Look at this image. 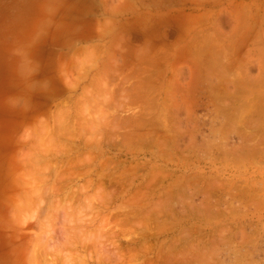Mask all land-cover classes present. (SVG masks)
Here are the masks:
<instances>
[{"label": "rangeland", "instance_id": "374dc122", "mask_svg": "<svg viewBox=\"0 0 264 264\" xmlns=\"http://www.w3.org/2000/svg\"><path fill=\"white\" fill-rule=\"evenodd\" d=\"M147 111L149 129L174 119L170 152L162 128L136 136ZM67 171L82 179L63 184ZM32 248L34 264H264V0H0V264H28Z\"/></svg>", "mask_w": 264, "mask_h": 264}, {"label": "bare ground", "instance_id": "6f19581e", "mask_svg": "<svg viewBox=\"0 0 264 264\" xmlns=\"http://www.w3.org/2000/svg\"><path fill=\"white\" fill-rule=\"evenodd\" d=\"M244 14H245V13H244ZM252 29H253V28H252ZM250 32H251V31H250ZM208 46H209V45H208ZM189 48H190V47H189ZM91 52H92V51H91ZM89 53H90V52H89ZM92 54H93V52H92ZM93 55H94V54H93ZM188 56H189V55H188ZM77 62H78V61H77ZM78 63H79V62H78ZM142 64H143V63H142ZM81 65H82V63H81ZM64 66H65V65H64ZM65 67H66V66H65ZM156 67H157V66H156ZM161 68H162V67H161ZM79 69H80V68H79ZM79 69H78V70H79ZM116 69H117V68H116ZM158 69H159V68H158ZM220 69H221V68H220ZM61 71H62V70H61ZM221 71H223V69H222ZM65 72H66V71H65ZM225 72H226V71H225ZM227 72H228V71H227ZM205 73H206V72H205ZM63 74L65 75L66 73L63 72ZM83 74H84V72H83ZM83 74H82V75H83ZM220 74H222V73H220ZM228 74H229V73H228ZM86 75H87V74H86ZM225 75H226V74H224V72H223V76H225ZM135 76H136V75H135ZM221 76H222V75H221ZM228 76H229V75H228ZM132 77H133V75H132ZM226 77H227V75H226ZM66 78H67V77H66ZM84 78H85V77H84ZM106 78H107V77H106ZM222 78H223V77H222ZM148 79H150V78H148ZM67 80H68V79H67ZM82 80H83V79H82ZM98 80H99V79H98ZM107 80H108V78H107ZM131 80H132V79H131ZM96 81H97V80H96ZM127 81H128V80H127ZM127 81H126V82H127ZM146 81H147V80H146ZM149 81H150V80H149ZM68 82H69V81H68ZM147 82H148V81H147ZM262 82H263V81H262ZM262 82H261V83H262ZM108 83H109V82H108ZM108 83H107V84H108ZM120 83H121V82H120ZM94 84H95V83H94ZM124 84H125V83H124ZM127 84H128V82H127ZM262 84H263V83H262ZM108 85H109V84H108ZM108 85H107V86H108ZM125 85H126V84H125ZM153 85H154V84H153ZM71 86H73V85H71ZM149 86L151 87V85H149ZM254 86H255V85H254ZM262 86H263V85H262ZM69 87H70V86H69ZM104 87H105V86H104ZM108 87H109V86H108ZM120 87H121V86H120ZM152 87H154V86H152ZM152 87H151V88H152ZM132 88H133V87H132ZM151 88L149 89V91L152 90ZM158 88H159V87H158ZM102 89H103V88H102ZM106 89H107V87H106ZM142 89H143V88H142ZM153 90H154V89H153ZM105 91H106V90H103V92H105ZM129 91H130V90H129ZM145 91H148V90H146V88H145ZM145 91H144V92H145ZM149 91H148V92H149ZM159 91H160V90H159ZM84 92H85V91H84ZM88 92H89V91H88ZM88 92H85V94H87ZM90 92H91V91H90ZM141 92H143V91L141 90ZM155 92H156V91H155ZM126 93H127V92H126ZM85 94H84V95H85ZM140 94H141V93H140ZM142 94H143V93H142ZM154 94H155V93H154ZM116 95H117V94H116ZM86 96H87V95H86ZM89 96H90V93H89ZM89 96H88V97H89ZM100 96H101V95H100ZM152 96H153V95H152ZM104 98H105V97H104ZM128 98H129V97H128ZM134 98H136V97H134ZM86 99H88V98H86ZM90 99H91V97H90ZM102 99H103V98H102ZM115 99H116V98H115ZM143 99H144V98H143ZM153 99H154V101L156 100L155 98H153ZM153 99H152V100H153ZM91 100H92V99H91ZM96 100L98 101V99H96ZM103 100H105V99H103ZM107 100H108V97H107ZM129 100H130V99H129ZM152 100H151V101H152ZM108 101H109V100H108ZM151 101L149 100L150 103H151ZM157 101H158V98H157ZM78 102H79V101H78ZM80 102H81V101H80ZM105 102H106V100L104 101V103H105ZM70 103H71V102H70ZM106 103H107V102H106ZM153 103H154V102H152V104H153ZM147 104H148V103H147ZM162 104L165 106V104H166V100H165L164 102H162ZM82 105H83V104H82ZM100 105H101V104H100ZM104 105H105V104H104ZM145 105H146V103H145ZM80 106H81V105H80ZM156 106H157V105H156ZM160 106H161V105H160ZM67 107L69 108L70 106H67ZM87 107H88V106H87ZM92 107H93V106H92ZM102 107H103V106H101V108H102ZM106 107H107V106H106ZM145 107H146V106H145ZM149 107H150V104H149ZM168 107H169V106H168ZM78 108H79V107H78ZM83 108H84V107H83ZM85 108H86V104H85ZM101 108H100V111H101ZM153 108H155V105H154ZM156 108H157V107H156ZM156 108H155V110H156ZM69 109H70V108H69ZM94 109H95V107H94ZM79 110H81V109H79ZM143 110H144V109H143ZM145 110H146V108H145ZM84 111H85V109H84ZM162 111H163V109H162ZM64 112H65V110H64ZM69 112H71V110L68 111V113H69ZM115 112H116V111H115ZM139 112H140V111H139ZM142 112H143V111H142ZM164 112H165V111H163V113H164ZM167 112H169V111L167 110ZM167 112H165V113H167ZM62 113H63V112H62ZM144 113H146V112H144ZM153 113H154V112H153ZM163 113H161V114L163 115ZM174 113H175V112H174ZM70 114H71V113H69V115H70ZM79 114H80V113H79ZM134 114H136V113H134ZM58 115H59V114H58ZM63 115H64V114H63ZM67 115H68V114H67ZM77 115H78V113H77ZM138 115H139V113H138ZM149 115H150V114H149L148 111H147V113L144 114L143 116H139V119H140V120H139V121L137 120V121H138V124L140 125V127H139L140 129H139V128H138L139 130L136 129L135 131H136L137 134L134 132V133H132V135H133V134H136V136H137V135L139 134L138 136L141 137L142 139L144 138V139L150 141L151 139H153V136L156 135V134L158 133V132H157V129H158V128H159V129L162 128V130H163V129L165 130L166 128L169 129V130H171L170 128H173V127H172V124L175 122L174 119H171V117L168 118V116H167L168 119H167V118L164 119V118H165L164 115H163V117H162V115H161L162 118H161V121H159V122L161 123V125H160L158 128H157V127H156V128L153 127L154 129H149V128L147 127V125H150V124H151V121H149ZM170 115H171V113H170ZM172 115H173V114H172ZM79 116H81V115H79ZM60 117H61V116H60ZM63 117H65V116H63ZM68 117H69V116H68ZM92 117H93V116H92ZM97 117H99V116H97ZM119 117H120V116H119ZM132 117H133V116H132ZM141 117H143L142 120H141ZM77 118H78V117H77ZM80 118H81V117H80ZM94 118H95V119H98V118H96L95 116H94ZM137 118H138V117H137ZM145 118H147V119H145ZM156 118H157V117H156ZM156 118H155V119H156ZM159 118H160V115H159ZM234 118H235V115H234ZM59 119H60V118H59ZM81 119H82V118H81ZM88 119L90 120L89 117H88ZM131 119H132V118H131ZM155 119H154V120H155ZM157 119H158V118H157ZM162 119H163V120H162ZM169 119H170L171 121L173 120L174 122L169 121L171 124H168L169 122H167V120H169ZM64 120H65V118H64ZM66 120H67V119H66ZM79 120H80V119H79ZM129 120H130V119H129ZM154 120H153V121H154ZM159 120H160V119H159ZM164 120H165V121H164ZM175 120H176V119H175ZM97 121H98V120H97ZM101 121H102V120H101ZM148 121H149L150 124L147 123ZM163 121H164L165 123L168 124V126H166V125L164 124V125H165V126H164L165 128H163V126H162V125H163V123H162ZM66 122H67V121H66ZM83 122H84V121H83ZM83 122H82V123H83ZM90 122H91V121H90ZM99 122H100V121H99ZM99 122H98V123H99ZM135 122H136V120H135ZM159 122H157V124H158ZM62 123H63V122H62ZM82 123H80V124L84 126L85 123H84V124H82ZM96 123H97V122H96ZM101 123H102V122H101ZM122 123H123V121H122ZM152 123H153V122H152ZM230 123H231V122H230ZM91 124H92V123H91ZM99 124H100V123H99ZM115 124H117V121H115ZM115 124H114V125H115ZM128 124H129V122H128ZM76 125H79V124H76ZM114 125H113V127H114ZM121 125H123V124H121ZM121 125H120V126H121ZM135 125H137V122H136ZM135 125H134V128H136ZM158 125H159V124H158ZM169 125H170L171 127H170ZM69 126L71 127V126H72V123H69ZM85 126H86V128H88L87 125H85ZM101 126H102V125H101ZM107 126H108V125H107ZM115 126H116V125H115ZM123 126H124V125H123ZM125 126H126V125H125ZM154 126H155V125H154ZM161 126H162V127H161ZM66 127H67V126H66ZM70 127L66 128V130H67V129L69 130ZM76 127H78V126H76ZM146 127H147L148 129H147ZM168 127H169V128H168ZM57 128H58V127H57ZM78 128H79V127H78ZM91 128H94V125H93V127H91ZM91 128H90V129H91ZM95 128H96V127H95ZM102 128L104 129V126H102ZM102 128H101V129H102ZM110 128H111V126H110ZM117 128H118V127H117ZM117 128H115V129H117ZM150 128H151V127H150ZM84 129H85V128H84ZM88 129H89V128H88ZM88 129H85V130L87 131ZM56 130H57V129H56ZM68 130H67V132H68ZM70 130H71V129H70ZM70 130H69V133H70ZM85 130H84V133L87 134V132H86ZM94 130H95V129H93V132H94ZM106 130H107V129H106ZM108 130H110V134L113 133L114 131H116V130H112V129H108ZM108 130H107V131H108ZM111 130H112V131H111ZM118 130H120V128H119ZM121 130H122V129H121ZM155 130H156L157 133L155 132ZM164 130H163V132L160 130V131L162 132V133H161V136H163V137L160 138V137H161V136H160V137H159V138H160L159 140H162L164 137L168 138L169 135H170V133L173 134L172 131L175 130V129H172L171 131H168V130H167L168 132H170V133H168V134H169L168 136H165V135H167V133H165L166 131L164 132ZM61 131H62V130H61ZM61 131H60V132H61ZM79 131H80V130H77V135H78V132H79ZM82 131H83V130H82ZM82 131H81V132H82ZM90 131H91V130H90ZM95 131H96V130H95ZM102 131H103V130H102ZM124 131H125V130H124ZM160 131H159V132H160ZM64 132H65V131L63 130V132H61V133L63 134ZM72 132H75V131H72ZM104 132H105V131H104ZM117 132H118V131H117ZM154 132H155L156 134H154ZM53 133H54V132H53ZM55 133H56V132H55ZM69 133H68L67 136L70 137V135L73 134V133H71L70 135H69ZM75 133H76V132H75ZM79 133H80V132H79ZM101 133H102L101 135L104 136L103 132H101ZM164 133H165V134H164ZM64 134H66V133H64ZM81 134H82V133H81ZM110 134H109V135H110ZM153 134H154V135H153ZM162 134H164V135H162ZM174 134H175V133H174ZM174 134H173V135H174ZM44 135H45V133H44ZM74 135H75V134H74ZM77 135H76V136H77ZM96 135H98V133H97ZM107 135H108V134H107ZM111 135H112V134H111ZM120 135H121V134H120ZM123 135H124V134H123ZM128 135L130 136V134H128ZM128 135H127V136H128ZM251 135H252V134H251ZM52 136H53V135H52ZM59 136L62 137V135H59ZM65 136H66V135H65ZM65 136H64L63 138H65ZM81 136H83V135H81ZM81 136H80V137H81ZM86 136L88 137L89 135H86ZM98 136H99V135H98ZM157 136H158V134H157ZM177 136H178V135H177ZM37 137H38V136H37ZM57 137H58V136H57ZM69 137H68L69 140H70V138H71V139H72V138L75 139V136H73V137L71 136L70 138H69ZM78 137H79V136H78ZM80 137H79V138H80ZM110 137L112 138L113 136H110ZM110 137H108V138H110ZM121 137H122V136H121ZM145 137H146V138H145ZM147 137H148L149 139H148ZM154 137H155V136H154ZM178 137H180V136H178ZM251 137H252V136H251ZM255 137H256V136H255ZM49 138H50V137H49ZM52 138H53V137H51V139H52ZM123 138H124V137H123ZM123 138H122V139H123ZM126 138H127V137H126ZM128 138L130 139V137H128ZM128 138H127V141H129ZM131 138H132V137H131ZM155 138H156V137H155ZM170 138H171L172 140H174V141H172L171 139L168 138V140H167V139H165V140L163 139L162 141H160L161 144H159L160 142L158 141V139H155V140H157V143L159 142V143H158L159 146L163 144V145H162V147L164 146V147H163V148H164L163 150L166 151V149L169 148V147H168L167 145H165V144H166L167 142L171 143V142H170V140H171V141H172V145H173V143H176V140H177V139L175 140L174 136H173V138L170 136ZM176 138H177V137H176ZM65 139H67V138H65ZM87 139H88V138H87ZM99 139H100V138L98 137V139H96V140H98V141H103V138H101L100 140H99ZM133 139H134V138H133ZM133 139H132V140H133ZM142 139H140V140H142ZM37 140H38V139H37ZM56 140H58V139H56ZM72 140H73V139H72ZM72 140H71V141H72ZM80 140H81V139H80ZM90 140H91V139H90ZM107 140H108V139H107ZM130 140H131V139H130ZM146 140H145V142H144V141H140L139 143H140V144H141L142 142L146 143V142H147ZM153 140H154V139H153ZM51 141L54 143L53 140H51ZM121 141H123V140H121ZM164 141H167V142H164ZM178 141H179V140H178ZM45 142H46V141H45ZM55 142H56V141H55ZM73 142H74V141H73ZM80 142H81V141H80ZM86 142H89V143H90V141H88V140H87ZM106 142H108V141H106ZM130 142H132V141H130ZM135 142L138 143V141H135ZM151 142H153V141L151 140ZM151 142H148L149 145H150ZM163 142H164V143H163ZM111 143H112V142H111ZM126 143H128V142H126ZM126 143H125V144H126ZM133 143H134V142H133ZM154 143H155V142H154ZM64 144H65V143H64ZM86 144H88V143H86ZM97 144H99V143H98V142H95L94 144L91 145V147H92L93 145L98 146ZM100 144H101V142H100ZM131 144H132V143H131ZM142 144H143V143H142ZM142 144H141V145H142ZM155 144H156V143H155ZM155 144H154V147H155ZM33 145H35V144H33ZM42 145H43V144H42ZM46 145H47V143H46ZM49 145H50V144H49ZM57 145H58V143H57ZM57 145H56V146H57ZM61 145H62V144H61ZM107 145H108V144H107ZM122 145H123V144H122ZM143 145H144V144H143ZM149 145H148V147H149ZM151 145H152V144H151ZM151 145H150V146H151ZM170 145H171V144H170ZM175 145H176V144H175ZM36 146H37V145H36ZM53 146H54V145H53ZM56 146H55V147H56ZM63 146H65V149H64V150H66V152H67V151L70 152L69 150H72V149L76 151V149L73 148V145H72V147H70V144H68V149H66V148H67V145H66V144L63 145ZM87 146H88V145H87ZM87 146H86V147H87ZM100 146H102V144H101ZM100 146H99V147H100ZM128 146H129V145H128ZM165 146H167V148H166ZM51 147H52V146H51ZM58 147H59V146H58ZM58 147H57V148H58ZM69 147H70V148H69ZM88 147H89V146H88ZM109 147H110V146H109ZM132 147H133V146H132ZM135 147H136V146H135ZM140 147H141V146H140ZM162 147H161V148H162ZM178 147H179V146H178ZM32 148H33V147H32ZM36 148H37V147H36ZM39 148H40V146H39ZM43 148H44V147H43ZM61 148H62V147H61ZM63 148H64V147H63ZM63 148H62V150H63ZM71 148H72V149H71ZM79 148H80V147H79ZM89 148H90V147H89ZM156 148H158V145H157ZM159 148H160V147H159ZM159 148H158V149H159ZM165 148H166V149H165ZM47 149H48V148H47ZM52 149H53V147H52ZM80 149H81V148H80ZM92 149H93V147H92ZM97 149H98V148H97ZM142 149H143V148H142ZM147 149H148V148H147ZM48 150H49V149H48ZM73 150H72L71 152H73ZM77 150H78V149H77ZM95 150H96V149H95ZM95 150H94V151H95ZM161 150H162V149H161ZM167 150H168V149H167ZM169 150H170V148H169ZM169 150H168V151H169ZM90 151H91V150H90ZM54 152H56V151H54ZM96 152H97V151H96ZM98 152H99V151H98ZM98 152H97V153H98ZM169 152H170V151H169ZM46 153H47V152H46ZM74 153H75V152H74ZM88 153H89V152H88ZM163 153H164V152H163ZM182 153H183V152H182ZM27 154H28V153H27ZM29 154H30V153H29ZM56 154H57V152H56ZM69 154H70V153H69ZM89 154L91 155V157H89V159H88V158L83 159V161H84V160H85V161H84V162H83V161H82V162L79 161V163H77V162L75 161L76 163H74L75 165H74L73 167H72V164H71V163H72V162H71L72 158L69 159L68 162H69V163L71 162V163H70V165H69V163L67 164V165H68V166H67V167H68L67 169H70V167L73 168V169H76V168H75V167H76V164H77V167L81 166V165H80V162H81V164L83 165V167H85V165H86L89 161L93 160V158H94V157L92 158V156H94V155H92V154H93L92 151H91ZM165 154H166V153H164V155H165ZM49 155H50V154H49ZM87 155H88V154H87ZM90 155H89V156H90ZM95 155H96V154H95ZM160 155H163V154H160ZM26 156H28V155H26ZM35 156L37 157L38 155H35ZM45 156H46V155H45ZM45 156H44V157H45ZM50 156H51V155H50ZM64 156H65V155H64ZM78 156H79V155H78ZM96 156H97L96 159H98L99 154L96 155ZM96 156H95V157H96ZM165 156H166V155H165ZM165 156H164V157H165ZM46 157H47V156H46ZM76 157H77V156H76ZM84 157H86V156H84ZM160 157H161V156H160ZM27 158H28V157H27ZM31 158H32V155H31ZM40 158H41V157H40ZM40 158H39V159H40ZM47 158H48V157H47ZM78 158H79V157H77L76 159L78 160ZM23 159H24V158H23ZM25 159H26V157H25ZM37 159H38V158H37ZM41 159H42V158H41ZM96 159L94 158V160H96ZM29 160H30V159H29ZM29 160H27V161H29ZM32 160H33V158H32ZM35 160H36V159H35ZM35 160H33V161H35ZM73 160H74V158H73ZM81 160H82V159H81ZM86 160H87V161H86ZM88 160H89V161H88ZM94 160H93L92 162H89L88 164L93 163V162H96V161H94ZM36 161H37V160H36ZM38 161H40V160H38ZM38 161H37V162H38ZM107 161L110 162V158H109V160H107ZM107 161H106V162H107ZM37 162H36V163H37ZM41 162H43V159L41 160ZM46 162H47V161H46ZM63 162H64V161H62V163H63ZM86 162H87V163H86ZM24 163H25V164H24L25 167L28 166V165H27L28 162H27V164H26V162H24ZM47 163L49 164V162H47ZM47 163H46V164H47ZM56 163H57V162H56ZM103 163H104V162H102V165H101L102 168H103ZM111 163H112V162H111ZM111 163H110V164H111ZM18 164H20V163H18ZM50 164H51V163H50ZM63 164H64V163H63ZM78 164H79V165H78ZM84 164H85V165H84ZM106 164H108V162H107ZM106 164L104 165V167L106 166L105 168H107V166H109V167L111 166L110 164H108V165H106ZM56 165H57V164H56ZM56 165H55V167H53V168H56ZM52 166H53V164H52ZM52 166H51V167H52ZM63 166H64V165H63ZM63 166H61L60 169H62ZM46 167H48V166H46ZM49 167H50V166H49ZM49 167H48V169H50V170H49V173H50V171H52L53 169L51 170V167H50V168H49ZM79 168H81V167H79ZM27 169H28V172H29V170H30L31 168H27ZM45 169H46V168H45ZM73 169H72V170H73ZM38 170H39V169H38ZM43 170H44V169H43ZM70 170H71V169H70ZM73 171H74V170H73ZM73 171H71V172H73ZM105 171H106V170H105ZM36 172H37V171H36ZM36 172H35V173H36ZM39 172H40V171H39ZM39 172H37V173L40 174V175H41V173L43 174V172H40V173H39ZM59 172H60V170H59ZM75 172H76V171H75ZM88 172H90V171H88ZM103 172H104V171H103ZM29 173H30V172H29ZM37 173H36V174H37ZM46 173H47V171H46ZM90 173H91V172H90ZM21 174H22V173H21ZM21 174H20V175H21ZM23 174H24V173H23ZM33 174H34V173H33ZM62 174H63V175H62ZM62 174H61V173H58V172H56V173L54 174L55 176H56V175H57V176H58V175H60V176L62 175V177L64 178V179L62 180V183H63L64 180L67 181L68 178H70V180H71V179H75V177H76V176L78 177V175H79V174H78V175L76 174V175L72 178L71 175H69V174H71V173H69V171L64 172V173H62ZM73 174H74V173H73ZM83 174H84V173H82V175H83ZM86 174H87V172H86ZM86 174H84V175H86ZM88 174H89V173H88ZM101 174H102V172H101ZM157 174H158V173H157ZM159 174L161 175V173H159ZM159 174H158V175H159ZM25 175L28 176L29 174H25ZM40 175H37V176H40ZM102 175H103V174H102ZM102 175H100V176H102ZM107 175H108V174H106V178H108ZM121 175H122V174H121ZM32 176H36V175H29V178H27L28 180L25 179V180H27L28 182H30L31 185L33 184V181H32L31 179H32V178L34 179V177H32ZM55 176H54V177H55ZM80 176H81V175H79V177H80ZM109 176H110V175H109ZM154 176H155V175H154ZM154 176H153V177H154ZM156 176H157V175H156ZM51 177H52V179H54V178H53V175H52ZM62 177H60V178L62 179ZM79 177H78V178H79ZM81 177H82V176H81ZM81 177H80V179H82ZM84 177H85V176H84ZM103 177H104V176H102V178H103ZM151 177H152V176H151ZM158 177H159V176H158ZM60 178H59V182H61ZM98 178H99V177H98ZM104 178H105V177H104ZM44 179H45V178H44ZM50 179H51V178L49 177V180H50ZM55 179H58V177H57V178L55 177ZM80 179H79V180H80ZM120 179H121V178H120ZM152 179H153V178H152ZM154 179H157V177H155ZM163 179H164V177H163ZM29 180H30V181H29ZM70 180H68V181H70ZM198 180H199V179H198ZM37 181H39V182L41 181V183H43L42 181H44L45 183H43V185H45V184L48 183V181H47L46 179H45V180H43V179L41 180V179H40V180H37ZM37 181L34 182V183L36 184ZM56 181H58V180H56ZM100 181H101V180H100ZM149 181H150V180H149ZM154 181H156V180H153V182H154ZM158 181H159V180H158ZM199 181H200V180H199ZM46 182H47V183H46ZM53 182H54V181H53ZM88 182H89V183H88ZM98 182H99V181H98ZM101 182H102V181H101ZM101 182H100V183H101ZM153 182H152V183H153ZM176 182H177V181H176ZM192 182H193V181H192ZM64 183H65V182H64ZM64 183H63V184H64ZM86 183H88V185H86V187H84V186L82 185V187H81V189H80V190H81L80 192H82V194H81V193H78V194L83 195V193L86 192L87 187L90 186V188H91V186H93V185H92L93 182H91V181H89V180H88ZM100 183H99V184H100ZM155 183H156V182H155ZM35 184H33L34 187H35V186H38L39 183L36 184V185H35ZM54 184H55V183H54ZM54 184H52V186H53ZM89 184H91V185H89ZM149 184H150V183H149ZM149 184H148V185H149ZM22 185H23V183H22ZM26 185H28V184H25V189L30 188V184H29V187H26ZM50 185H51V184H50ZM68 185H69V184H68ZM68 185L65 186V187L63 186V190H64V188L66 189V187L69 188L70 185H69V186H68ZM173 185H174V183H173ZM193 185H194V184H193ZM54 186H55V185H54ZM56 186H57V185H56ZM100 186H101V184H100ZM102 186H103V184H102ZM150 186H151V184H150ZM174 186H175V185H174ZM180 186H181V184H180ZM187 186H188V185H187ZM188 187H189V186H188ZM191 187H192V186H191ZM31 188H33V186H32ZM42 188H43V187H42ZM42 188H41V189H42ZM48 188H50V186L47 187V189H46V188H45V189H46V191H48V192H50V193H51V191H52L53 194H51V195L59 194V192H61V190H60L61 188H60V187H59L60 189L58 188V189L60 190L59 192H57L56 189H55V192H54V189H51V188L48 189ZM52 188H53V187H52ZM54 188H55V187H54ZM97 188H98V187H97ZM168 188H169V187H168ZM33 189H34V188H33ZM76 189H77V188H76ZM91 189H92V188H91ZM91 189H88V190H91ZM98 189H99V188H98ZM151 189H152V188H151ZM153 189H154V188H153ZM153 189H152V190H153ZM31 190H32V189H31ZM31 190L29 189V191H31ZM29 191H28V192H29ZM32 191H33V190H32ZM32 191L29 192L28 194H29V195L32 194V193H33ZM40 191H41V190H40ZM44 191H45V190H44ZM167 191H168V190H167ZM172 191H173V189H172ZM172 191H171V192H172ZM36 192H37V190L35 191V196H34V198L36 197L35 201L37 200V197H38L37 194H36ZM48 192H46L47 194H45V192H44L45 195L43 194V195H44V198L42 197V199H45V198H46L47 201H48V197L51 198L50 193L48 194ZM63 192H65V190H64ZM42 193H43V192H42ZM71 193H72V191H71ZM98 193H100V190L98 191ZM173 193H174V192H173ZM183 193H184V192H183ZM183 193H182V194H183ZM60 194H61V193H60ZM93 194H94V197H100L99 195H98V196H95V194H97V193H93ZM170 194H172V193H170ZM170 194H169V195H170ZM182 194H181V196H182ZM23 195H25L24 192H22L21 197H22ZM46 195H47V196H46ZM48 195H49V196H48ZM75 195H76V191H74L73 194H71V197H70V192L67 191L66 194H65V196H64L63 205H62V204H61V205H62V206L65 205V206H67L66 208H68V206H69L71 203L76 202L75 200H73V199L76 198ZM45 196H46V197H45ZM77 196H78V195H77ZM137 196H138V195H137ZM142 196H143V195H142ZM167 196H168V195H167ZM170 196H171V195H170ZM25 197H27V196L25 195ZM25 197H24V198H25ZM31 197H33V196H31ZM74 197H75V198H74ZM143 197H144V196H143ZM148 197H149V196H148ZM168 197H169V196H168ZM168 197H167V199L169 200L170 198H168ZM54 198H56V197H54ZM68 198H69V199H68ZM88 198H89V197H88ZM132 198H133V197H132ZM173 198H174V197H173ZM46 199H45V200H46ZM62 199H63V198H62ZM70 199H71V200H70ZM99 199H100V198H99ZM45 200H42V201L45 202ZM53 200H54V199H53ZM58 200H59V199H58ZM58 200H57V201H58ZM67 200H70V202H67ZM95 200H96V199H95ZM107 200H108V199H107ZM134 200H135V199H134ZM138 200H139V199H138ZM138 200H137V201H138ZM158 200H159V199H158ZM172 200H173V199H172ZM35 201H33V203H35ZM47 201H46V202H47ZM61 201H62V200H61ZM64 201L67 202V203H65ZM71 201H73V202H71ZM77 201H80V200H77ZM84 201H85V200H84ZM86 201H87V200H86ZM96 201L99 202L100 200L97 199ZM24 202H25V204L27 203L26 205H28V202L30 203V201H29V200H26V199H24ZM44 202H43V203H44ZM46 202H45V203H46ZM87 202H88V201H87ZM98 202H96V203H98ZM132 202H133V201H132ZM140 202H141V201H140ZM140 202H139V203H140ZM169 202L171 203V201H169ZM177 202H178V201H177ZM36 203H37V202H36ZM43 203L41 202L40 205H39V203H37V205L39 206V208L42 206ZM52 203H53V202H52ZM54 203H55V202H54ZM64 203H65V204H64ZM69 203H70V204H69ZM96 203H94V204H96ZM136 203H137V202H136ZM136 203H135V204H136ZM18 204L21 205L20 201H19ZM73 204H74V203H73ZM98 204H99V203H98ZM167 204H168V203H167ZM167 204H166V205H167ZM206 204H207V203H206ZM48 205H49V204H48ZM50 205H51V204H50ZM52 205H53V204H52ZM75 205H76V204H75ZM88 205H89V204L87 203V208H88V209H92L93 206H88ZM133 205H134V204H133ZM147 205H148V204H147ZM30 206H31V204H30ZM30 206L28 205V207H30ZM33 206H34V204H33ZM38 206H34V209H35V207H38ZM53 206H55V205H53ZM53 206H52V207H53ZM70 206H71V205H70ZM77 206H78V205H77ZM20 207H21V206H20ZM22 207H23V205H22ZM28 207H27V208H28ZM47 207H48V206H47ZM57 207L60 209L59 205H58ZM57 207H56V210H57ZM101 207H103V206H101ZM208 207H209V206H208ZM44 208H45V207H44ZM49 208H51V206H49ZM61 208H62V207H61ZM69 208H70V207H69ZM73 208H74V207H73ZM105 208H106V207H105ZM28 209H31V207L28 208ZM34 209H33V210H34ZM46 209H47V208H46ZM52 209H53V208H52ZM75 209H76V208H75ZM75 209H74V210H75ZM125 209H126V208H125ZM209 209H210V208H209ZM21 210H22V209H21ZM24 210H25V209H24ZM31 210H32V209H31ZM72 210H73V209H72ZM123 210H124V209H123ZM127 210H128V209H127ZM127 210H126V211H127ZM130 210H131V209H130ZM153 210H155V209H153ZM22 211H23V210H22ZM25 211H26V210H25ZM29 211H30V210H29ZM48 211H49V210H48ZM50 211H51V210H50ZM52 211H53V210H52ZM57 211H59V210H57ZM78 211H79V210H77V212H78ZM87 211H88V210H87ZM87 211H86V212H87ZM131 211H132V210H131ZM161 211H162V209H161ZM37 212H38V211H37ZM69 212H70V211H69ZM95 212H96V210H95ZM101 212H102V211H101ZM158 212H159V211H158ZM162 212H163V211H162ZM162 212H160V213L162 214ZM171 212H172V211H171ZM55 213H56V212H55ZM36 214H37V213H36ZM67 214H68V213H67ZM67 214H66V215H67ZM72 214H73V213H72ZM80 214H81V213H80ZM18 215H19V214H18ZM31 215H32V214H31ZM54 215H55V214H54ZM82 215H83V214H82ZM82 215H79V216H82ZM96 215H97V214H96ZM99 215H100V213H99ZM131 215H132V212H131ZM26 216H27V214H26ZM52 216H53V215H52ZM79 216H78V217H79ZM91 216H92V215H91ZM31 217H35V214H34V216L32 215ZM50 217H51V216H50ZM70 217H71V216H70ZM72 218H73V217H72ZM9 219H10V218H9ZM34 219H35V218H34ZM88 219H90V218H88ZM12 220H13V219L9 220V221L11 222V223H9V224H11L12 227H13V225H17V224L20 223V221H19V223H18V222L16 223V222H13ZM46 220H47V222H50V221H49V217H48V219H46ZM90 220H91V219H90ZM27 221H29V219H27V220L23 223V224H24V227H23V224L21 225V223H20V227L22 226L23 228H25V224L27 225ZM34 221H35V220H34ZM22 222H23V221H22ZM40 222H41V221H40ZM47 222H45V223L43 222V225L46 226V227H49V226H48L49 223H47ZM76 222H77V221H76ZM94 222H95V221H94ZM41 223H42V222H41ZM69 223H70V221H69ZM82 224H83V222H82ZM87 224H88V223H87ZM89 224H90V223H89ZM50 225H51V224H50ZM37 226H38V225H37ZM40 226H41V225H40ZM54 226H55V225H54ZM20 227H19V228H20ZM43 228H44V227H43ZM43 228L41 227V229H43ZM50 228H51V227H49V231H51ZM41 229H40V230H41ZM7 230H8V228H7ZM45 230H47V229L45 228V229H43V230H41V231L43 232V231H45ZM74 230H75V229H74ZM74 230H73V231H74ZM49 231H47V232H43V233L40 232V233H41L42 236H43V234H47ZM73 231H72V232H73ZM74 232H75V231H74ZM76 232H77V231H76ZM85 232H86V231H85ZM11 233H12V232H11ZM67 233H68V232H67ZM77 233H78V232H77ZM19 234H21V233L19 232ZM6 236H7V235H6ZM21 236L23 237V235H21ZM38 236H39V235H37V237H38ZM40 236H41V235H40ZM40 236H39V239H40V238L42 239V236H41V237H40ZM7 237L9 238V235H8ZM10 237H11V236H10ZM34 237H35V236H34ZM68 237H69V236H68ZM15 238H16V237H15ZM32 238H33V237H32ZM51 238H52V236H51ZM70 238H71V237H70ZM78 238H79V237H78ZM36 239H37V238H34V240H36ZM75 239H76V238H75ZM92 239H93V237H92ZM17 240H18V238L16 239V241H17ZM30 240H31V239H30ZM37 240H38V239H37ZM72 240H73V239H72ZM80 240H81V239H80ZM89 240H90V239H89ZM38 241H40V242H38V244L41 243V240H38ZM77 241H78V240H77ZM85 241H86V240H85ZM85 241H84V242H85ZM91 241H92V240H91ZM35 242H36V241H34V243H35ZM36 243H37V242H36ZM36 243L33 245L34 248H35V246H36ZM71 243H72V242H71ZM54 244H55V243H54ZM67 244H68V243H67ZM69 244H70V243H69ZM69 244H68V245H69ZM58 245H59V244H58ZM41 246H42V245L39 244L38 249H37V252H38V253H39L38 250H40L39 247H41ZM45 246H46V244H44V248H45ZM14 247H15V244L12 243L11 240H10V242H9V248H14ZM47 247H49V246H47ZM60 247H61V246H60ZM71 247H72V246H71ZM71 247H70V248H71ZM74 247H75V246H74ZM82 247H84V246H82ZM29 248H30V247H29ZM34 248H32V252H31L32 255H29V258H30V257H31V258H30L29 261L27 262L28 264H29V262H30V264L33 263V261H32L31 259H32V256H33V258H34V255H33V254H34ZM51 248H52V247H51ZM53 248L56 249V248H57L56 245H55V247L53 246ZM86 248H87V247H86ZM187 248H188V247H187ZM48 249H49V251H51L50 248H48ZM58 249H59V248H57V250H58ZM29 250H30V249H29ZM29 250L26 252V254H29V253H28ZM52 250H53V249H52ZM45 251L47 252V250H45ZM45 251H43V249H41V252H43V253H41V255L43 254L42 256L46 259V256L48 257V254L51 255L52 253H49V251H48L47 255L45 256V254H44ZM51 252H52V251H51ZM53 252H54V250H53ZM60 252H62V251H60ZM60 252L57 251L56 253H53V254H56V255L58 254L57 257H55V261H56V262H57V260L59 259V253H60ZM38 253H37L36 256H39ZM63 253H64V252H63ZM68 253H69V252H68ZM184 253H185V250H184ZM56 255H53V256H56ZM64 255L66 256L67 254L65 253ZM69 255H70V254H68V256H69ZM106 255H107V253H106ZM65 256H64V258H67V257H65ZM70 256H71V255H70ZM50 257H52V255H51ZM71 257H72V256H71ZM71 257H70V258H71ZM80 257H81V255L79 256V258H80ZM89 257H90V256H89ZM92 257H93V256H92ZM44 258H43V259H44ZM48 258H49V257H48ZM76 258H77V257H76ZM83 258L85 259V255H84V257H82L81 259H79V263H80L82 260H84ZM45 259H44V263H45V261H46ZM49 259H50V258H49ZM49 259H48V260H49ZM67 259H69V258H67ZM71 259H72V258H71ZM98 259H99V258H98ZM130 259H131V258H130ZM35 260H37V261H36L37 264H40V263H38V262H40V261H39V260H40V256H39V258H36ZM52 260H54V259L52 258ZM72 260H73V259H72ZM90 260H91V259H90ZM107 260H108V259H107ZM23 261H24V260H23ZM63 261H64V260H63ZM183 261H184V260H183ZM31 262H32V263H31ZM41 262H42V261H41ZM46 262H47V261H46ZM58 262H59V263H58ZM58 262H57V264H60V261H58ZM65 262H68V263H69L68 260L65 261ZM83 262H84V261H83ZM48 263H49V262H48ZM50 263H51V262H50ZM50 263H49V264H50ZM52 263H54V261H53ZM73 263H74V262H73ZM33 264H34V263H33ZM41 264H42V263H41ZM54 264H56V263H54ZM70 264H71V263H70ZM74 264H75V263H74ZM83 264H85V262H84ZM185 264H186V263H185Z\"/></svg>", "mask_w": 264, "mask_h": 264}, {"label": "clouds", "instance_id": "9594fccd", "mask_svg": "<svg viewBox=\"0 0 264 264\" xmlns=\"http://www.w3.org/2000/svg\"><path fill=\"white\" fill-rule=\"evenodd\" d=\"M38 42H39V40H38ZM37 72H38V71H37ZM34 75H35V73L33 74V76H34ZM12 106H13V107H15L16 105H15V104H13Z\"/></svg>", "mask_w": 264, "mask_h": 264}]
</instances>
